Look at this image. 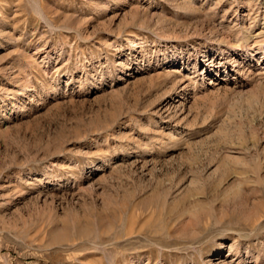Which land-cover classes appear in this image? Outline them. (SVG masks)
I'll return each mask as SVG.
<instances>
[{
	"label": "rangeland",
	"instance_id": "374dc122",
	"mask_svg": "<svg viewBox=\"0 0 264 264\" xmlns=\"http://www.w3.org/2000/svg\"><path fill=\"white\" fill-rule=\"evenodd\" d=\"M0 264H264V0H0Z\"/></svg>",
	"mask_w": 264,
	"mask_h": 264
},
{
	"label": "bare ground",
	"instance_id": "6f19581e",
	"mask_svg": "<svg viewBox=\"0 0 264 264\" xmlns=\"http://www.w3.org/2000/svg\"><path fill=\"white\" fill-rule=\"evenodd\" d=\"M106 4H104V5H101V6H103V9L106 7L105 6ZM133 15L132 16H136L137 15V11L135 10L134 12H131ZM163 26V25H162ZM161 28V27H160ZM248 35L246 34L245 36H243L241 39H242V41H246L247 39H248ZM222 39V41L224 40V38H221ZM231 46H233V45H231ZM233 47H235V48H238V46L237 45H234ZM234 50V49H233ZM237 50V49H236ZM236 53V52H235ZM38 213L39 214H44V207H40V208H38ZM41 221V224H40V226H41V229L42 230H44L45 232L46 231H52L53 229L52 228H54L53 226V223H54V221H55V217L49 212V213H47L46 214V216L44 217H41V219H40ZM33 221V220H32ZM77 222H79V221H77V218L76 217H74L72 220H71V232L73 233V235L74 234H76L77 235V237L79 236V235H81L82 234V232H83V230L81 229V232H80V228L78 229V227H79V225L77 224ZM34 223V222H33ZM52 224V225H51ZM69 225V224H68ZM99 227V224L97 223L96 224V229H99L98 228ZM69 228V227H68ZM62 236V235H61ZM66 236V235H65ZM68 238H69V236H68ZM60 239V238H59ZM62 239V238H61ZM77 238H75V240H76ZM58 240V239H57ZM67 240V239H66ZM63 241V240H62ZM68 241H70V239L68 240ZM71 241H72V246L73 247H77V244H75V242H73V240H72V238H71ZM55 242H58V241H56V239H51V240H49L48 241V243H55ZM67 242V241H66ZM47 243V244H48ZM68 243V242H67ZM70 243V242H69ZM68 245V244H67ZM79 245V244H78ZM80 246V245H79ZM73 247H72V249H73ZM74 249H76V248H74ZM229 250H231L232 252H233V254H237L238 253V251H239V249L237 248V247H231V248H229ZM235 256V255H234Z\"/></svg>",
	"mask_w": 264,
	"mask_h": 264
}]
</instances>
